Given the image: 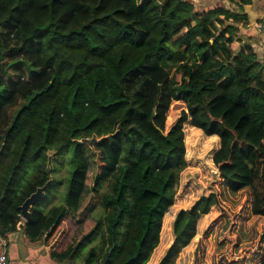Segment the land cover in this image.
Here are the masks:
<instances>
[{"label":"clouds","instance_id":"1","mask_svg":"<svg viewBox=\"0 0 264 264\" xmlns=\"http://www.w3.org/2000/svg\"><path fill=\"white\" fill-rule=\"evenodd\" d=\"M75 7L0 27V264H264V0Z\"/></svg>","mask_w":264,"mask_h":264},{"label":"trees","instance_id":"2","mask_svg":"<svg viewBox=\"0 0 264 264\" xmlns=\"http://www.w3.org/2000/svg\"><path fill=\"white\" fill-rule=\"evenodd\" d=\"M76 0H0V27L8 29V31L16 30L18 28H26V25L30 20H39L40 17L46 15L49 12V6H52V11H59L61 14V19L68 16L70 21L75 20L77 17L76 13ZM125 9L123 7L117 8L115 13L120 15L122 19L129 21V26L135 21L132 17H124ZM9 59L11 60L10 65H7V71L0 69V94L7 92L10 88L13 92L18 91L17 84L18 81L15 79L16 76L20 75L22 72V65L24 61L18 58V54L15 52L13 47L9 48ZM33 71H38L35 67ZM42 95V92L37 90L36 96ZM35 99V97H32ZM16 97L5 98L6 104H14ZM29 106L26 102L23 106H18L14 113V119L11 122V127L8 128V132L11 133L13 129L16 128V121L20 119V114L25 108ZM3 116V111L0 110V117ZM238 126V125H237ZM9 137H4L5 147L8 148L7 144ZM0 157L6 158L4 152H0ZM23 159V157L21 158ZM0 163H3V159H0ZM223 167V166H222ZM221 257V261H223ZM252 259L254 261H264V254L259 252V248L252 254ZM107 264V261H105ZM129 264H132V260H129ZM234 264V262H233Z\"/></svg>","mask_w":264,"mask_h":264},{"label":"rangeland","instance_id":"3","mask_svg":"<svg viewBox=\"0 0 264 264\" xmlns=\"http://www.w3.org/2000/svg\"><path fill=\"white\" fill-rule=\"evenodd\" d=\"M8 31V29H6Z\"/></svg>","mask_w":264,"mask_h":264},{"label":"water","instance_id":"4","mask_svg":"<svg viewBox=\"0 0 264 264\" xmlns=\"http://www.w3.org/2000/svg\"><path fill=\"white\" fill-rule=\"evenodd\" d=\"M34 199H36V198H34Z\"/></svg>","mask_w":264,"mask_h":264}]
</instances>
